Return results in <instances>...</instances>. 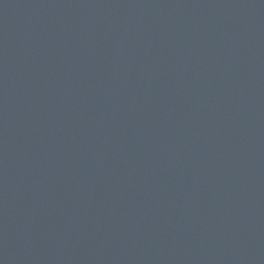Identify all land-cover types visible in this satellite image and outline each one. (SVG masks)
Wrapping results in <instances>:
<instances>
[{"label": "water", "instance_id": "95a60500", "mask_svg": "<svg viewBox=\"0 0 264 264\" xmlns=\"http://www.w3.org/2000/svg\"><path fill=\"white\" fill-rule=\"evenodd\" d=\"M0 264H264V0H0Z\"/></svg>", "mask_w": 264, "mask_h": 264}]
</instances>
